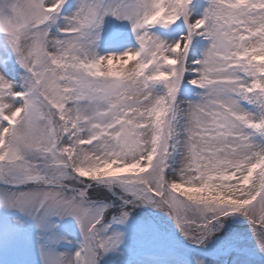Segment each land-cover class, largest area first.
<instances>
[{"label": "snow or ice", "instance_id": "obj_1", "mask_svg": "<svg viewBox=\"0 0 264 264\" xmlns=\"http://www.w3.org/2000/svg\"><path fill=\"white\" fill-rule=\"evenodd\" d=\"M65 2L19 0L10 14L0 11V32L29 74L21 91L0 76V184L13 190L7 203L41 222L72 215L83 236L73 256H54L48 264H97L98 253L120 239L104 235L106 208L69 181L117 185L133 201L167 208L186 234L198 229L201 243L221 218L236 213L264 231V149L252 142L253 132L264 134L258 59L264 0H208L199 19L191 18L193 0H95L82 3L60 29L62 38H54L50 26ZM106 15L131 22L137 51L97 56L91 50L90 32ZM180 20L188 34L174 44L150 33ZM197 35L210 46L190 67L188 49ZM110 59L136 63L116 76L104 68ZM187 71L205 96L189 106L181 141L176 95ZM157 84L165 94H154ZM242 101L256 105L260 118L243 111ZM180 148L182 173L169 181L168 159ZM26 185L36 187L25 191ZM126 219L123 213L119 222Z\"/></svg>", "mask_w": 264, "mask_h": 264}, {"label": "rangeland", "instance_id": "obj_2", "mask_svg": "<svg viewBox=\"0 0 264 264\" xmlns=\"http://www.w3.org/2000/svg\"><path fill=\"white\" fill-rule=\"evenodd\" d=\"M19 0H0V11L10 14V5ZM95 0H66L56 16V23L50 26V34L54 38H62L60 29L67 27L68 20L78 11L80 5ZM117 0H105V3H114ZM208 0H193L191 18L199 19L206 10ZM115 18V19H114ZM109 19H112L111 22ZM150 33L168 45L174 44L188 34L183 20L163 27L157 25L150 29ZM91 50L97 56L109 54H123L126 51H137L139 44L132 24L128 20L117 19L112 15L103 17L101 26L92 29L89 35ZM122 48L117 49V46ZM114 46V47H113ZM210 46V41L202 36H194L188 49L187 62L195 67L194 61L202 60ZM121 50L123 52H121ZM118 51V52H117ZM128 71L135 67V61H116ZM104 68H107L105 63ZM29 74L20 65L16 53L9 45L6 36L0 33V76L11 83L15 90H23ZM192 71H187L182 79L176 95L178 120L176 123L179 139H184V129L187 125V110L190 105L199 103L205 96V90L189 83L195 79ZM155 95H163L166 88L163 84L153 87ZM240 107L254 118H260V110L256 105L241 102ZM251 131V130H250ZM67 140V137H65ZM252 142L258 149H264V134L252 133ZM184 165V152L180 148L171 153L165 177L169 181L179 180ZM76 189L85 188L88 200L97 208H106L103 212L106 232L105 236L118 234L119 242L108 251L101 250L97 256V264H264V241L258 238L248 240L238 228L240 222L236 214L221 218L212 226L203 242H199L201 234L193 227L189 234L178 228V221L167 208L156 207L150 203L133 201V197L117 185L111 190L105 185H93L87 188L78 181H69ZM31 186V185H30ZM29 188L27 190L33 189ZM0 186V256L5 264H48V261L61 254L73 256L80 250L83 236L77 219L72 215L49 216L41 222L27 209L12 206L10 192ZM10 190V189H9ZM25 190V191H27ZM71 196L73 193H68ZM133 201V202H129ZM102 202V203H100ZM127 213V219L119 222L121 215ZM16 216V220L10 219ZM198 220V217H193ZM163 221L169 228L167 232L158 231L154 220ZM107 220L118 223H107ZM116 224L114 226H111ZM111 227H110V226ZM121 225L124 230L120 231ZM76 229L78 233H69L73 248L59 252L62 240L66 238L64 230ZM157 230V231H156ZM242 233V234H241ZM186 235H189L186 236ZM59 252V254H58ZM145 252L146 256L141 255ZM239 253V254H237ZM230 255V256H229ZM140 259L136 260V257ZM37 260V261H35Z\"/></svg>", "mask_w": 264, "mask_h": 264}, {"label": "clouds", "instance_id": "obj_3", "mask_svg": "<svg viewBox=\"0 0 264 264\" xmlns=\"http://www.w3.org/2000/svg\"><path fill=\"white\" fill-rule=\"evenodd\" d=\"M161 15H162V12L157 13V16L154 17L153 19H159L161 17ZM130 58L131 59H139V55L137 54V55L132 56ZM258 59L261 61L262 66H264V55H262ZM116 61H120V60L119 59H110L107 61L108 74L119 76V75L123 74V65L122 64L118 65L117 63H114Z\"/></svg>", "mask_w": 264, "mask_h": 264}, {"label": "bare ground", "instance_id": "obj_4", "mask_svg": "<svg viewBox=\"0 0 264 264\" xmlns=\"http://www.w3.org/2000/svg\"><path fill=\"white\" fill-rule=\"evenodd\" d=\"M114 47V46H113ZM122 46H118V47H116L117 49H119V48H121ZM113 54V53H112ZM114 55H117V54H114ZM120 55V54H119ZM127 62H129V61H127Z\"/></svg>", "mask_w": 264, "mask_h": 264}]
</instances>
